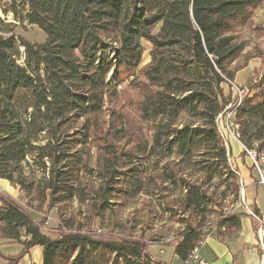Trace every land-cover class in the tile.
I'll list each match as a JSON object with an SVG mask.
<instances>
[{"label":"trees","instance_id":"1","mask_svg":"<svg viewBox=\"0 0 264 264\" xmlns=\"http://www.w3.org/2000/svg\"><path fill=\"white\" fill-rule=\"evenodd\" d=\"M6 4L15 24L0 14V180L26 207L60 215L86 207L85 223L65 220L67 231L52 238L11 195L0 196V237L22 245L8 264L33 247L43 249L42 264H162L149 253L155 244L173 245L185 262L212 223L222 240L240 229L241 215L224 211L241 183L220 123L232 113L233 133L260 161L264 73L236 108L229 82L248 66L233 68L248 48L240 32L264 0ZM17 23L38 28L44 42L16 34ZM252 59L264 65V52ZM129 209V219H115ZM96 219L121 233L98 234Z\"/></svg>","mask_w":264,"mask_h":264},{"label":"rangeland","instance_id":"2","mask_svg":"<svg viewBox=\"0 0 264 264\" xmlns=\"http://www.w3.org/2000/svg\"><path fill=\"white\" fill-rule=\"evenodd\" d=\"M6 3L7 2L5 0H0L1 17L6 21L4 22L6 25L15 24L12 19V16L9 15L7 17V15H5L2 12V6H5L6 8L9 6ZM24 11L25 10L23 8L18 10V13L20 14L19 18L23 17ZM16 25L17 26H14L16 28H12V27L10 28V29H14L16 34L22 36L23 38H25L26 40L30 42H39V43L44 42L45 36L38 28L32 27L28 25L27 23H24L22 25L17 23ZM240 38L243 41H247L246 43H248V46H247L248 48L245 50L243 56L233 65V68L241 67L245 65L246 63L249 64L252 60H254V59L249 60V57L251 55L257 54L259 53V51L264 52V7L256 11V13L254 14L252 26L241 31ZM144 48L146 52L143 57L142 66L149 64L150 62V57H149L150 51L149 50L151 49V46L148 43L144 42ZM21 53L23 54L24 51L21 50ZM255 60L256 61L252 62V66L257 65V68L255 69L254 75L251 78L252 80L257 79L261 75V73H264L263 61L261 59H255ZM250 80L246 83V85L241 86V87L244 89L246 88L248 89L250 87L249 86ZM127 89H128V92L133 96V98L136 101H142L144 99L140 91L135 92L129 87ZM226 91H228L227 88H226ZM247 94H249V91H246L245 94H243V96ZM220 128L224 134L225 140L227 141V145H228L227 147L231 151L232 165L234 168L237 169V171H239L240 181L242 178L244 181H246L249 184V187L253 188L252 189L254 191L253 198L255 199V201L259 200L264 203V184L262 183L261 173L256 168L254 160L249 155H247L246 157L245 154L243 153L244 148L242 146V143H240L239 140L232 134L233 132L232 129L227 127L226 117L221 121ZM235 151L236 152L239 151V154H238L239 157L233 156V152ZM249 152H253V151H249ZM258 164L264 176V153L260 155V162ZM244 189H245V197L247 198V195H248V192L246 190L247 188L244 187ZM5 193L6 192H4L2 188L0 187V196L3 195L4 199L8 197V195ZM8 194L11 195L14 198V200L22 204V206L26 208V210L32 214L34 219L40 223L42 233L46 234L49 237L54 238L59 234L60 231H67L66 230L67 228L65 229V222H64L65 220L71 221V223H74L76 227L78 223H85L84 214L86 212V209H85L86 207L84 206L81 207L78 203L72 204L70 207L65 208L62 211H60V213L61 212L65 213L64 215H60L57 209H51L46 205L39 206L38 204L33 203L32 205H30V207H26V202L23 200L20 193H17V188H14V190L12 189L9 190ZM250 210L251 212H254V209L252 207H250ZM262 210L264 209L262 208ZM237 211L238 212L243 211V209L238 208ZM131 213H133L132 209L122 211L121 215L115 216V219L118 218L122 221L126 220V218L129 219ZM144 213L146 215V210L144 211ZM144 213H142L141 215L140 214L137 215L138 218L142 219L140 221L143 227H144V222H143ZM263 214H264V211H263ZM256 217L258 219H263L259 215H256ZM256 223L260 225L259 221H256ZM95 226H96L95 229L98 234L104 233L106 235H111L114 233V231H117V230H114V231L112 230L113 227L111 226V224H109L107 220L102 222L100 219H96ZM213 226L214 225L212 223L210 225V229L208 230L210 231L213 230L214 228ZM101 227H104V228L100 229ZM107 227L111 231H109ZM137 230L139 231V228ZM117 232L118 234L121 233L120 231H117ZM170 237H173V234H171ZM21 251H22V245L18 243H9L0 237V264H8L7 263L8 261L5 260L4 257L5 256L6 257L18 256L21 253Z\"/></svg>","mask_w":264,"mask_h":264},{"label":"crops","instance_id":"3","mask_svg":"<svg viewBox=\"0 0 264 264\" xmlns=\"http://www.w3.org/2000/svg\"><path fill=\"white\" fill-rule=\"evenodd\" d=\"M254 61L256 60H252L246 68L235 74V85L238 87L244 86L252 78L257 68V65L252 66ZM238 154L239 151L233 152L234 157H239ZM240 182L247 188L248 192L247 207L246 205L241 206L239 208L243 211L235 212L241 215V227L226 239L218 238L215 231L212 237L204 241L199 255L207 264H264V210H262V208L264 209V203L259 200L255 201L253 188L249 187L246 181L241 178ZM0 187L6 192L5 194H8L11 189L14 190V187L4 180H0ZM17 193H19L18 188ZM250 207L254 209L255 213H253L255 215H259L263 219L253 218L249 214ZM256 221H259L260 225ZM148 250L153 259L162 264H183L176 256L173 245L155 244L150 246ZM42 262L43 249L33 247L29 254L19 261V264H42Z\"/></svg>","mask_w":264,"mask_h":264},{"label":"built area","instance_id":"4","mask_svg":"<svg viewBox=\"0 0 264 264\" xmlns=\"http://www.w3.org/2000/svg\"><path fill=\"white\" fill-rule=\"evenodd\" d=\"M5 1L6 2H9V3L11 2V0H5ZM229 83L232 86V89L234 91V95H235V98H236V102H235V105L234 106H235V108L236 107H239L241 105V102L243 101V94H245L246 91H249V89H247V88L244 89L242 87H238L237 85H235L234 82H229ZM231 116H232V113L227 114L226 119H227V127L232 129L233 124L230 122ZM232 134L235 136V134L233 132H232ZM226 146H228L227 145V141H226ZM243 148H244V150H246V152L248 153V155L250 157H252V159L254 160L255 165H256V168L261 173L262 183L264 184V176H263V174L261 172V169H260V166L258 164L260 161L258 162L256 160V157H255L256 156V153L254 151L253 152H249L244 146H243ZM229 162L232 165V158L229 160ZM232 167H233V165H232ZM240 185H241V189H240V197H239V200L236 201V203H230V201H226L225 208H224V211L225 212L235 213L239 207L246 205L245 189H244V186L242 185V182H241ZM246 207H247V205H246ZM249 214L253 218L257 219L256 215L253 212H251V210H249ZM214 233H215V228H213V230H211V231L210 230H207L206 239L209 238V237H212ZM204 241L200 244L199 247H197L194 250V255L191 256V259H187L185 262H183V264H207L206 261L201 257V255H199L200 254V248L203 245Z\"/></svg>","mask_w":264,"mask_h":264},{"label":"bare ground","instance_id":"5","mask_svg":"<svg viewBox=\"0 0 264 264\" xmlns=\"http://www.w3.org/2000/svg\"><path fill=\"white\" fill-rule=\"evenodd\" d=\"M241 103H242V102H241ZM192 255H194V252L192 253ZM192 255H191V256H192ZM191 256H190V258H189V259H191Z\"/></svg>","mask_w":264,"mask_h":264}]
</instances>
